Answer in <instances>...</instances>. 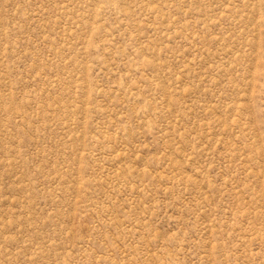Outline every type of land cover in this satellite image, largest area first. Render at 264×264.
Here are the masks:
<instances>
[{
  "label": "rangeland",
  "instance_id": "1",
  "mask_svg": "<svg viewBox=\"0 0 264 264\" xmlns=\"http://www.w3.org/2000/svg\"><path fill=\"white\" fill-rule=\"evenodd\" d=\"M0 264H264V0H0Z\"/></svg>",
  "mask_w": 264,
  "mask_h": 264
}]
</instances>
